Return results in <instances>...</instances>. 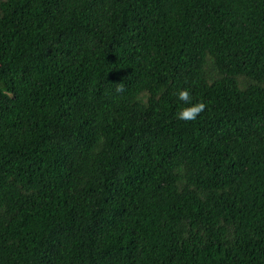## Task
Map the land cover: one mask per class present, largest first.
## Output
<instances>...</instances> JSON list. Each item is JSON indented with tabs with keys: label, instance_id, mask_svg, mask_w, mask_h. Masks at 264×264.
<instances>
[{
	"label": "trees",
	"instance_id": "obj_1",
	"mask_svg": "<svg viewBox=\"0 0 264 264\" xmlns=\"http://www.w3.org/2000/svg\"><path fill=\"white\" fill-rule=\"evenodd\" d=\"M0 264H264V0H0Z\"/></svg>",
	"mask_w": 264,
	"mask_h": 264
},
{
	"label": "clouds",
	"instance_id": "obj_2",
	"mask_svg": "<svg viewBox=\"0 0 264 264\" xmlns=\"http://www.w3.org/2000/svg\"><path fill=\"white\" fill-rule=\"evenodd\" d=\"M123 85L117 87V91H123ZM178 107L176 119L181 121H195L197 117L205 110L206 104L203 102H194L189 88H178L174 93Z\"/></svg>",
	"mask_w": 264,
	"mask_h": 264
}]
</instances>
